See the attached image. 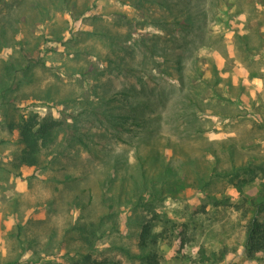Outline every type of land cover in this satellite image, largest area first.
<instances>
[{"label": "rangeland", "instance_id": "374dc122", "mask_svg": "<svg viewBox=\"0 0 264 264\" xmlns=\"http://www.w3.org/2000/svg\"><path fill=\"white\" fill-rule=\"evenodd\" d=\"M139 77L157 106L132 120L111 99ZM33 116L61 125L27 167L14 125ZM249 159L264 171V0H0V264H194L200 246L264 264L234 209L264 174L216 176Z\"/></svg>", "mask_w": 264, "mask_h": 264}, {"label": "trees", "instance_id": "16d2710c", "mask_svg": "<svg viewBox=\"0 0 264 264\" xmlns=\"http://www.w3.org/2000/svg\"><path fill=\"white\" fill-rule=\"evenodd\" d=\"M173 22L174 26L177 27L179 25L178 19H174ZM190 31L189 27H187V32ZM166 36L168 37V42H171L172 44L177 42L176 35L173 36L172 33L170 34L167 32ZM177 38L183 39V36L177 35ZM184 46L185 44H183L182 47H178L177 50H181ZM112 52L114 57H116L114 47L111 48V53ZM119 52H122L126 56L133 51H131L130 47L126 46L119 50ZM180 54H175L179 61L181 57ZM124 58L125 57H121L119 61L114 62L111 65L115 66V69L118 68L120 65L125 64ZM137 83L140 91L139 89H136L135 86H130L125 91H120L118 94H115L111 99L117 104L124 103V98L131 99L134 112L131 113V116H128L132 117V120L143 118L145 113H148L149 110L153 108L152 105H154V107L157 106L156 100L150 99L149 93H151V88L147 84V81H145L143 77H139ZM155 98L158 99V101L165 102L167 95L164 92H161L159 93V97L155 96ZM122 117L123 119L126 118V116L123 115ZM16 120L17 122L15 123L14 128L18 131L19 142L22 145L20 154L17 158L18 165L27 167L36 166L39 163L41 151L48 145H51L54 140V132L61 123L51 119L38 120L35 116L27 118L19 117ZM259 173L264 174L262 167L254 164L253 161L249 159L245 165L234 167L225 173L217 172L216 176L227 178L228 181L240 192L241 183L247 184L253 181ZM238 176H242L239 181ZM234 209L239 212L240 217L245 222L244 241L242 246L246 257L249 259H261V255L264 253V222L259 220V216L264 215V193H260L255 197H242L234 205ZM152 229L153 227L150 225V222H148V220L145 221L138 236V242L141 246H146V244H148L151 238ZM225 254L226 249L224 248L217 251H208L205 247L200 246L197 251V257L193 261L194 264H218L223 260ZM161 259L162 258L154 251H148L144 256L145 264H163ZM73 264L101 263L92 259L89 254H85L81 256L80 261H76Z\"/></svg>", "mask_w": 264, "mask_h": 264}]
</instances>
